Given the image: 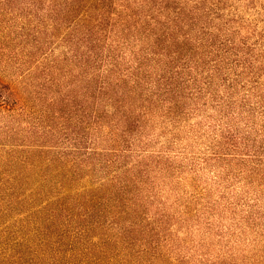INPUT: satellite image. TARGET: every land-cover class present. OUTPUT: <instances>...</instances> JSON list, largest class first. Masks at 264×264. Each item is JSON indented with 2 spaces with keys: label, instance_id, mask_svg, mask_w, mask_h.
<instances>
[{
  "label": "rangeland",
  "instance_id": "1",
  "mask_svg": "<svg viewBox=\"0 0 264 264\" xmlns=\"http://www.w3.org/2000/svg\"><path fill=\"white\" fill-rule=\"evenodd\" d=\"M172 2L189 12L188 50L175 61L188 66L182 99L169 115L154 108L98 175L119 179V168L132 169L134 219L144 237L150 231V253L161 254V264H264V0ZM28 16L16 24L21 34L0 39V68L7 64L25 97L9 123L0 118V149L27 156L42 133V64L60 75L59 62L74 59L65 41L42 31V9ZM15 162L0 150V264H29L42 254L28 210L16 204L37 181L42 190V172L38 164L25 168L27 179L12 194L6 176L20 170Z\"/></svg>",
  "mask_w": 264,
  "mask_h": 264
},
{
  "label": "trees",
  "instance_id": "2",
  "mask_svg": "<svg viewBox=\"0 0 264 264\" xmlns=\"http://www.w3.org/2000/svg\"><path fill=\"white\" fill-rule=\"evenodd\" d=\"M175 6L172 0H0L1 40L21 34L16 24L42 9V31L65 41L74 58L59 62L60 75L42 64V133L29 156L14 146L0 149L3 160L20 166L6 176L12 194L26 181L25 168L38 164L42 172V190L35 180L36 190L19 191L16 203L42 238V254L29 264H161L162 255L150 253V231L144 237L134 219L132 169L119 168L120 180L98 174L112 168V157L143 131L154 108L169 115L182 99L188 66L175 61L188 50L189 12ZM1 65L0 118L9 123L25 97Z\"/></svg>",
  "mask_w": 264,
  "mask_h": 264
}]
</instances>
